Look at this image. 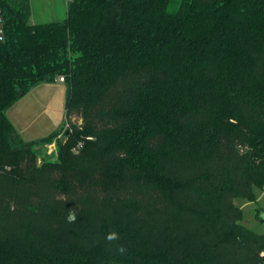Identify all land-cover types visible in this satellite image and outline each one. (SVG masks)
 I'll return each instance as SVG.
<instances>
[{
    "label": "trees",
    "instance_id": "1",
    "mask_svg": "<svg viewBox=\"0 0 264 264\" xmlns=\"http://www.w3.org/2000/svg\"><path fill=\"white\" fill-rule=\"evenodd\" d=\"M0 7V264H264L235 204L264 189V0ZM61 76L65 130L23 139L7 111Z\"/></svg>",
    "mask_w": 264,
    "mask_h": 264
},
{
    "label": "rangeland",
    "instance_id": "2",
    "mask_svg": "<svg viewBox=\"0 0 264 264\" xmlns=\"http://www.w3.org/2000/svg\"><path fill=\"white\" fill-rule=\"evenodd\" d=\"M65 0H31L32 23L58 21L66 15L63 5ZM68 0H66L67 5ZM67 85L57 80L44 83L21 97L8 111L7 116L13 121L21 137L27 141H36L53 132H62L66 127ZM71 120L80 123L82 118L73 115ZM64 138L59 133L48 142L38 143L34 150L36 161L40 165L46 161H57L59 158L58 141ZM252 199L238 197L235 204L242 210L240 222L251 230L264 234V189L253 188Z\"/></svg>",
    "mask_w": 264,
    "mask_h": 264
},
{
    "label": "built area",
    "instance_id": "3",
    "mask_svg": "<svg viewBox=\"0 0 264 264\" xmlns=\"http://www.w3.org/2000/svg\"><path fill=\"white\" fill-rule=\"evenodd\" d=\"M5 39V32H4V27H3V12L2 9L0 7V45L2 44V42ZM59 81L64 82V77L61 76L58 78ZM83 146L82 142H80L78 144V146L76 147V150L80 149Z\"/></svg>",
    "mask_w": 264,
    "mask_h": 264
},
{
    "label": "clouds",
    "instance_id": "4",
    "mask_svg": "<svg viewBox=\"0 0 264 264\" xmlns=\"http://www.w3.org/2000/svg\"><path fill=\"white\" fill-rule=\"evenodd\" d=\"M106 239H107L108 241H110V242H111V241H115V240L118 239V234L115 233V232L109 233ZM119 250H120L121 252L124 251L123 247H121Z\"/></svg>",
    "mask_w": 264,
    "mask_h": 264
},
{
    "label": "crops",
    "instance_id": "5",
    "mask_svg": "<svg viewBox=\"0 0 264 264\" xmlns=\"http://www.w3.org/2000/svg\"><path fill=\"white\" fill-rule=\"evenodd\" d=\"M63 5H64V7H65V10H66V7H67V5H66V0H65V2L63 3ZM66 17V15H64V17H63V19ZM62 20V19H61ZM56 82V81H55ZM36 88V87H35ZM18 102V101H17ZM11 120V119H10ZM12 121V120H11ZM12 123H13V121H12ZM14 124V123H13ZM14 126H15V124H14ZM18 131V130H17ZM20 134V133H19Z\"/></svg>",
    "mask_w": 264,
    "mask_h": 264
},
{
    "label": "water",
    "instance_id": "6",
    "mask_svg": "<svg viewBox=\"0 0 264 264\" xmlns=\"http://www.w3.org/2000/svg\"><path fill=\"white\" fill-rule=\"evenodd\" d=\"M25 95L24 92L20 93V98L23 97ZM68 134V131L66 132Z\"/></svg>",
    "mask_w": 264,
    "mask_h": 264
}]
</instances>
